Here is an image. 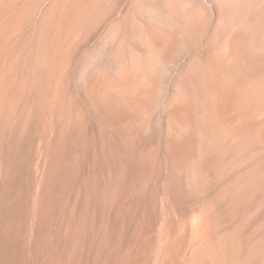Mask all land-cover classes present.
<instances>
[{"label":"rangeland","instance_id":"obj_1","mask_svg":"<svg viewBox=\"0 0 264 264\" xmlns=\"http://www.w3.org/2000/svg\"><path fill=\"white\" fill-rule=\"evenodd\" d=\"M49 1L0 0V135L19 137L22 141L11 152L14 160H4V163L14 167L11 172L16 191L14 196L22 200L27 186L24 174L26 165L32 155L40 158L39 148L44 143L40 136L51 128L48 127L49 123L56 122L61 116L71 120L70 130H67L71 131V139L70 143L68 140L65 142L67 145L58 150L60 156L65 155L61 156L63 160L60 162L64 161L62 164L69 167L72 161L74 166L71 164V177L68 176L69 179L66 178L64 182V185H69L60 188L55 185L57 188L52 186L47 189L49 192H46L45 201L48 203L41 205L36 201L37 195H40L39 187L33 191L29 205L31 209L27 207L25 210L23 204H18L13 211H8L11 208L10 198L0 202V228L12 226L13 223L16 239L5 249L0 263L264 264V65L258 54L264 51L260 40L263 34L261 26L252 25L250 35L251 48L256 49L257 52H253L259 61L254 58L253 66L250 64L249 68H243V65L238 67L240 62L237 61L235 73L229 74L237 56L232 55L231 48L223 46L229 22L217 17L216 12L224 3L229 5L230 1L201 0L205 6L203 11L209 13L199 20L205 22V39L197 43L196 30L188 27L191 30H188L190 35L185 48L173 43L177 45L161 52L156 58H151V52L149 61L143 56L146 44L152 47V36L146 31L142 32L135 37L134 47V53L139 58L136 66L139 76H123L118 86L100 76L105 47L113 45L117 39L113 31L110 33L114 34L104 35L108 22L104 20L95 27V39L91 41L94 48L87 65L90 72L96 75V81L90 82V94L84 97L74 95L73 100L69 96L64 98V110L57 114L56 106L62 100V86L65 84L58 82L52 87L53 83L48 85L40 77H35L40 80H34L31 69L22 63V57L17 52L23 46L24 37L29 41L36 40L39 20H49L47 15L41 17ZM169 1L172 9L176 10L181 5V0ZM110 2L115 4L117 0ZM201 11L200 16H204ZM56 13H51V17ZM146 16L159 30L164 32L169 28L162 15L150 11ZM48 22L51 28L56 25L51 20ZM84 28L86 32L88 26ZM239 28L236 21L234 30L238 31ZM81 33L77 32V35ZM213 34L216 35L219 49L209 52L207 40ZM101 37L106 43L99 41ZM196 51L197 56L193 55ZM36 63L41 68L47 66L40 60H36ZM105 68L111 74L117 70L114 63L106 64ZM224 70L228 72L227 75ZM217 74L221 77H216ZM228 74L234 76L236 81L237 78H246L242 85H235L236 82L230 80ZM225 75L226 79H223ZM74 82L79 86L82 84L81 87L89 85L82 71L75 74ZM29 92L31 102L24 117L16 123L20 128L11 130ZM90 97H93L95 104L107 105V118L95 117L92 111H88L93 103ZM211 98H216V102ZM80 99L84 100L83 103ZM88 112L91 116H88ZM114 113L116 116H113ZM41 124H45L44 130ZM50 130H47V136L43 134L49 141L56 131ZM80 131L83 132L79 134ZM82 136L87 140L80 143L78 141L82 140ZM74 141L81 145H73ZM73 149L75 152L80 149L76 154L82 153L76 155ZM79 155L76 164L75 159ZM5 171L1 167L0 176ZM58 194L61 200L55 202ZM23 208V211H27L24 214ZM14 217L17 219L14 220ZM59 228H62L61 234L59 232L56 236L54 233ZM54 241L57 242L52 243Z\"/></svg>","mask_w":264,"mask_h":264},{"label":"bare ground","instance_id":"obj_2","mask_svg":"<svg viewBox=\"0 0 264 264\" xmlns=\"http://www.w3.org/2000/svg\"><path fill=\"white\" fill-rule=\"evenodd\" d=\"M43 1V0H42ZM60 1V0H59ZM58 0H50L47 5L43 8V15L41 17H45L46 15L48 16V19L51 20V22H54L56 25L51 28L49 24V20L46 21L44 18L42 20L40 19L39 22L37 23V37L36 40H27V37L23 38V46L17 50V52L21 55L22 57V63L29 67L31 69V72L33 74V79L36 77H40V79H43L47 82L48 85L52 84L55 85L56 83L60 84H65L62 86V100L60 103L57 104L56 106V112L57 114H61L62 111L64 110L65 102L66 100L64 98L68 97L70 100L75 99L74 95H89L91 91V85L94 83L96 80L95 77L96 75L94 73H91L88 66L89 59L91 55L93 54V45L91 44V41L95 39L94 34V29L98 23L107 20V25L105 28V33L104 35L107 37V34H114L113 32L116 33L117 39L115 43L111 46L105 47L106 54L105 58L100 62L101 63V73L100 76H103V78L107 81H111L110 83H114V85H118L120 83V79L123 78V76H139V73L137 72L138 70L136 69V66L138 65V59L136 56L135 52V46H136V41L135 37L138 36L139 34L144 33L146 31L147 33H150L152 38V47H148V44H146V48H144L145 57L146 60L150 61V53H151V58L153 59L154 57L156 58L157 55H159L163 51H168L173 43H178L181 47L184 46L185 48V42L188 39L189 35L188 32L193 28L196 30V42L200 44L201 41H203L204 38V23L203 20L199 21L200 19L205 18V16L209 13L206 14L205 6L201 3V0H181V5L178 6V8L175 10L174 8L172 9L170 5L169 0H117L115 4L113 2H110V0H63L62 2H59ZM115 1V0H114ZM230 1L229 5H226L225 3L218 8V13L217 17L223 18L224 20L229 22V29L227 34L224 37L223 40V46L225 48H231V53L233 56H237L235 58L236 62L233 66L232 69L228 71L229 74L234 71V67L236 66L237 61L240 62V65H243V68H249L250 64L255 61H259V59H256L257 56L253 52L256 49H252L251 46V40H250V35L252 33L253 27L252 25H255L257 27L262 28L263 34H261L262 38L260 39L263 46H264V0H227ZM46 2V1H45ZM203 2V1H202ZM226 2V1H225ZM124 3V6L121 7V5ZM174 5V4H172ZM177 6V5H176ZM37 7V5H36ZM200 10L203 12L204 16H200ZM55 11L57 12L54 17H51V13L54 14ZM150 11H153L155 13H158L163 16V18L167 21V24L169 25V28L171 29L169 31V28L167 27V31L165 30L164 32L159 30L158 28L154 27L149 20L147 19V16ZM209 12V11H208ZM34 13V12H33ZM32 13V14H33ZM49 14V15H48ZM209 16V15H208ZM4 17V16H3ZM6 18V17H5ZM52 18V19H51ZM7 19V18H6ZM13 19V18H12ZM53 20V21H52ZM250 20V23L248 22ZM236 21L239 22V29L238 31H235L234 28L236 26ZM36 22V21H35ZM48 22V23H47ZM105 23V22H104ZM224 23V21H223ZM249 23V24H248ZM200 24V25H199ZM34 25V24H33ZM207 25V24H206ZM26 26V25H25ZM53 26V25H52ZM57 26V27H56ZM85 26H88L86 32H85ZM188 27H191V29H187ZM26 28V27H25ZM83 28V29H82ZM80 30H84L83 33H81ZM101 30V28L99 29ZM189 30V31H188ZM217 30V29H216ZM113 31L112 33H110ZM218 31V30H217ZM235 31V32H234ZM24 32V31H23ZM78 33H81V35H77ZM194 32V30L192 31ZM225 32V30H224ZM220 33V32H218ZM24 34V33H23ZM216 34V33H215ZM213 34L210 39L207 40V49L209 52H213L215 49H219V44H217V39L216 35ZM15 35V34H14ZM27 36V35H26ZM76 36V37H73ZM72 37L74 39H72ZM150 37V35H149ZM180 37H183L184 39H180ZM3 38V37H2ZM101 37L99 41H102ZM105 38V37H104ZM192 38V37H191ZM206 38H208L206 36ZM4 39V38H3ZM12 39V38H11ZM106 39V38H105ZM5 40V39H4ZM8 40V39H7ZM190 40V38H189ZM192 40V39H191ZM222 42V40H220ZM254 42V41H253ZM7 43V42H6ZM5 43V44H6ZM106 43V42H105ZM143 43V42H142ZM44 44V47L42 48V45ZM138 44V43H137ZM3 45V44H2ZM139 45V44H138ZM137 45V46H138ZM142 45V44H141ZM177 45V44H176ZM175 45V46H176ZM5 46V45H4ZM144 46V45H143ZM174 46V47H175ZM188 46V45H187ZM140 47V46H139ZM138 47V49H139ZM256 47V46H255ZM2 48V47H1ZM42 48V49H41ZM202 48V47H201ZM14 49V48H13ZM141 49V48H140ZM177 50V48H175ZM180 49V48H179ZM187 49V48H186ZM193 49V48H192ZM199 49V48H198ZM197 49V50H198ZM4 50V49H3ZM6 50V49H5ZM134 50V51H133ZM143 50V52H144ZM175 50V51H176ZM141 51V50H140ZM174 51V49H173ZM179 51V50H177ZM184 51V49H183ZM186 51V50H185ZM189 51V50H188ZM191 51V50H190ZM194 51V49H193ZM200 51V49L198 50ZM135 52V53H134ZM171 52V51H169ZM216 52V51H215ZM257 52V51H256ZM4 53V52H3ZM10 53V52H8ZM180 53V52H179ZM183 52L181 51V54ZM186 53V52H185ZM191 53V52H190ZM193 53V52H192ZM184 54V53H183ZM202 54V53H201ZM260 57V62L263 63L264 65V51L258 53ZM257 54V55H258ZM12 55V54H11ZM193 55H198V52L196 51L195 54ZM192 55V56H193ZM205 55V54H204ZM220 55V54H219ZM7 56V55H6ZM5 56V57H6ZM14 57V55H13ZM20 57V58H21ZM17 58V55H16ZM18 59V58H17ZM194 59V57H193ZM36 60H40L41 62L45 63L47 66L46 68H41L38 67ZM144 60V59H143ZM15 62V61H14ZM99 62V61H98ZM155 62V61H154ZM190 62V61H189ZM5 63V62H4ZM109 65L114 63L117 67L116 73L111 74L110 72H107L108 70L105 68L106 64ZM147 63V62H146ZM144 62V64H146ZM258 63V62H257ZM260 63V64H261ZM9 64V63H8ZM13 64V63H12ZM68 67H64V65ZM140 64V63H139ZM149 64V63H148ZM19 65V64H18ZM23 65V66H24ZM153 65V64H151ZM252 65V64H251ZM259 65V64H258ZM2 66V65H1ZM12 66V65H10ZM98 66V65H97ZM140 66V65H139ZM253 66V65H252ZM25 67V66H24ZM66 71L63 72V69ZM105 68V69H104ZM236 68V67H235ZM255 68V66L253 67ZM4 69V68H3ZM2 69V70H3ZM221 70V69H220ZM224 70V71H225ZM262 70V69H261ZM260 70V71H261ZM83 72L85 74V80L89 81V85H84L81 87L82 84L76 85L74 82V76L77 72ZM224 72V74L227 75L228 72ZM263 71V70H262ZM218 72V70L216 71ZM220 72V71H219ZM3 73V72H2ZM98 73V72H97ZM117 73L119 74L117 77ZM235 73V71L233 72ZM231 74L234 75L235 74ZM253 73V72H252ZM149 74V73H148ZM228 74V75H229ZM237 74V73H236ZM141 75V74H140ZM226 75L225 78L226 79ZM239 75V74H238ZM258 75V74H257ZM220 76V75H219ZM218 74L216 77H219ZM234 76H228L231 77L230 80L233 82H236V84H241L244 82L246 76L244 78H240L237 81ZM240 76V75H239ZM236 76V77H239ZM247 76H249V73H247ZM259 76V75H258ZM264 76V73H263ZM149 77V75H148ZM221 77V76H220ZM254 77V76H253ZM34 79V80H40V79ZM100 78V77H99ZM264 78V77H263ZM82 79V78H81ZM80 79V81H81ZM98 79V78H97ZM128 79V78H127ZM184 79V78H183ZM221 79V78H220ZM219 79V80H220ZM221 79V80H223ZM228 79V78H227ZM260 79V78H259ZM218 80V79H217ZM229 80V79H228ZM229 80V81H230ZM4 81V80H3ZM92 81V83H90ZM123 81V80H122ZM224 81V80H223ZM228 81V82H229ZM232 82V85H234ZM247 82V81H246ZM81 83V82H80ZM124 83V82H123ZM139 83V82H138ZM225 83V82H224ZM1 84V82H0ZM126 84V83H125ZM228 84V83H227ZM246 84V83H245ZM39 85V84H38ZM216 85V84H215ZM221 85V84H220ZM223 85V84H222ZM230 85V83H229ZM230 85V86H232ZM242 85V84H241ZM251 85V84H250ZM260 85V84H259ZM2 86V85H1ZM6 86V85H5ZM43 87V85L41 84ZM39 85V87H41ZM119 86V85H118ZM127 86V85H125ZM182 86V85H181ZM244 86V85H243ZM248 86V85H247ZM37 87V90L39 89ZM41 87V88H42ZM46 87V86H44ZM95 87V86H94ZM138 87V86H137ZM241 87V86H240ZM252 87V86H251ZM9 88V87H8ZM126 88V87H125ZM178 88V87H177ZM181 88V87H180ZM179 88V89H180ZM222 88V87H221ZM244 88V87H243ZM10 89V88H9ZM36 89V88H35ZM117 89V88H116ZM129 89V88H128ZM231 89V88H230ZM241 89V88H239ZM5 90V89H4ZM37 90H35L37 92ZM233 90V89H232ZM8 91V90H7ZM217 91V90H216ZM219 92V91H218ZM239 92V91H238ZM4 93V92H3ZM5 94V93H4ZM8 94V93H6ZM157 94V93H156ZM231 94V93H229ZM236 94V93H235ZM225 95V94H224ZM228 95V94H227ZM239 95V94H237ZM27 98L25 99V104L22 106V110L18 113L19 117L15 122L13 123V126L11 130L17 131L20 127L16 124L17 121L20 122V119L24 117V114L26 112V108L28 104H30V92L25 95ZM115 96V95H112ZM222 95H220L221 98ZM230 96V95H229ZM247 96V95H245ZM10 97V96H9ZM84 97V96H83ZM212 97V96H211ZM228 97V96H227ZM2 98V97H1ZM0 98V99H1ZM91 98V97H90ZM93 98V97H92ZM92 98L90 99L92 101ZM139 98V97H138ZM148 98V97H147ZM5 99V98H3ZM78 99V98H77ZM89 99V97H88ZM109 99V98H108ZM112 99V98H111ZM110 99V100H111ZM145 99V98H144ZM213 99V98H211ZM216 99V98H214ZM213 99V101H215ZM223 99V98H222ZM230 99V97H229ZM238 99V98H237ZM86 100V99H85ZM119 100V99H118ZM188 100V99H187ZM5 101V100H4ZM77 101V100H76ZM81 101V99H80ZM83 99L81 103H83ZM89 101V100H88ZM94 101V100H93ZM92 101V102H93ZM185 101V99H184ZM221 101V100H220ZM239 101V100H238ZM114 102V101H113ZM132 102V101H131ZM143 102V101H142ZM216 102V101H215ZM219 102V101H218ZM232 102V101H231ZM4 104V102H2ZM6 103V102H5ZM80 103V104H81ZM85 103V102H84ZM111 103V102H110ZM233 103V102H232ZM89 104V103H88ZM116 104V103H115ZM135 104V102H134ZM19 103L16 104L18 106ZM71 105V104H70ZM69 105V106H70ZM114 105V104H113ZM112 105V106H113ZM186 105V104H185ZM75 106V105H74ZM90 108H88V111H92L96 116L95 117H104L107 118V113L106 111L108 110L107 105H100V104H95L94 102L92 103V106L89 105ZM184 106V105H183ZM195 106V105H194ZM222 106V105H221ZM140 107V106H139ZM138 107V108H139ZM144 107V106H143ZM215 107V106H214ZM233 107V106H231ZM116 109V107H114ZM189 108V107H188ZM111 109V108H110ZM114 109V110H115ZM169 109V108H168ZM190 109V108H189ZM219 109V108H218ZM233 109V108H232ZM81 110V108H80ZM85 110V109H84ZM170 110V109H169ZM185 110V109H184ZM187 110V109H186ZM194 110V109H192ZM235 110V109H234ZM113 111V110H112ZM111 111V112H112ZM175 112V110H173ZM179 111V110H178ZM188 111V110H187ZM218 111V110H217ZM240 111V110H239ZM242 111V110H241ZM110 112V113H111ZM171 112V111H170ZM246 112V111H244ZM17 113V111H15ZM92 113V114H93ZM189 113V112H186ZM80 114V113H79ZM78 114V115H79ZM88 116L90 115V112H88ZM179 114V113H178ZM193 114V113H192ZM216 114V113H215ZM115 113L113 114V116ZM118 115V113H117ZM174 115V114H173ZM177 115V113H176ZM70 116V115H68ZM94 116V115H93ZM116 116V115H115ZM189 116V115H188ZM101 117V118H102ZM111 117V116H110ZM191 117V116H190ZM67 118V117H66ZM87 118V117H86ZM90 117H88L89 119ZM113 118V117H112ZM116 117H114L115 119ZM169 118V117H168ZM223 118V117H222ZM225 118V116H224ZM190 119V118H189ZM220 119V118H219ZM232 119V118H231ZM109 120V119H108ZM125 120V119H124ZM39 121V120H38ZM70 119H64L61 116H58L57 121L48 124V127L50 126L52 129H55L54 131V138L52 136L51 140L49 141L47 139V130H50L49 128L46 129L44 132L45 135L40 136L41 142L44 141L43 146L40 145L41 148H39V153H40V158H34V155L30 157L29 162L26 165V169L24 171V174L26 176V193L23 197L22 200H19L18 197H15L14 195L16 194L15 191V184L14 181L12 180V174L11 172L13 171L14 167L11 165H7L4 163V160L6 161H11L14 160V158H11V152L15 151L16 148L22 143L21 138L19 137H10V136H1L0 135V169L2 167V170H6L5 174L0 176V202L4 199H9V203L11 204V208L8 211H13L18 204H23L25 210L29 205H31L30 200L32 199V194L33 191L36 187L40 188V195H37L36 201L43 204V202H46L47 200V194L46 193L48 190L52 188V186L57 185V187H64V182L65 179L71 176L73 171L71 169L70 171V166L68 165L65 166L62 164L64 161H61V156L58 153L59 148H63V146L67 145L65 142L71 139V131H67L68 129L70 130ZM74 121V120H73ZM106 121V120H105ZM104 121V123H105ZM118 121V120H117ZM116 121V122H117ZM134 121V120H133ZM132 121V122H133ZM209 121V120H208ZM211 122V121H210ZM222 122V121H221ZM42 123V122H41ZM74 123V122H73ZM77 123V122H76ZM84 122L80 123L83 124ZM110 123V122H108ZM107 123V124H108ZM118 123V122H117ZM130 123V122H129ZM46 124V125H47ZM112 124V122H111ZM110 124V125H111ZM122 124V123H121ZM127 124V123H126ZM136 124V123H135ZM229 124V123H228ZM44 125V127L42 126ZM85 125V124H84ZM109 125V126H110ZM125 125V123H124ZM220 125V124H219ZM41 128H45V124H41ZM104 126V125H103ZM131 126V125H130ZM129 126V127H130ZM86 127V126H85ZM108 127V126H107ZM128 127V126H127ZM74 128V127H73ZM87 128V127H86ZM85 128V129H86ZM120 128V127H119ZM126 128V126L124 127ZM82 129V128H81ZM88 129V128H87ZM91 129V128H90ZM106 129V128H105ZM137 129V128H135ZM3 130V127H1V131ZM93 130V129H92ZM115 130V129H114ZM140 131V129L138 128ZM73 131V130H72ZM77 131V130H76ZM118 131V130H117ZM129 131V130H128ZM52 132V133H53ZM75 132V131H73ZM72 132V133H73ZM83 132L80 131L79 134ZM86 132V130H85ZM88 132V131H87ZM115 132V131H114ZM51 133V130H50ZM76 134V133H75ZM74 134V135H75ZM84 134V133H83ZM91 134V133H90ZM107 134V133H105ZM121 134V133H120ZM129 134V133H128ZM53 135V134H52ZM78 135V134H77ZM85 135V134H84ZM79 136V135H78ZM106 136V135H105ZM117 136V135H116ZM89 137V135H87ZM122 137V136H121ZM127 137V136H126ZM76 138V137H75ZM82 141H86V137H80ZM123 138V137H122ZM153 138V137H152ZM47 139V140H46ZM50 139V138H49ZM79 139V138H78ZM89 139V138H88ZM102 139V138H101ZM105 139V138H104ZM111 139V137H110ZM116 139V138H115ZM125 139V138H124ZM123 139V140H124ZM164 139V138H163ZM172 139V138H171ZM46 140V141H45ZM73 141V140H72ZM172 141V140H171ZM177 141V140H176ZM78 142H73L77 143L78 145L80 143ZM104 142V141H103ZM106 142V141H105ZM116 142V141H115ZM165 142V141H164ZM87 143V142H86ZM123 143V142H121ZM170 143V142H169ZM42 144V143H41ZM65 144V145H64ZM85 144V142H84ZM83 144V145H84ZM94 144V143H93ZM163 144V143H162ZM77 145V148H79ZM81 145V144H80ZM88 145V144H86ZM84 145V146H86ZM103 145H106L105 143ZM119 145V144H118ZM183 145V144H182ZM76 146V144H75ZM94 146V145H93ZM101 146V145H100ZM99 146V147H100ZM109 146V144H108ZM90 147V146H89ZM111 147V146H110ZM113 147V146H112ZM67 148V146H66ZM69 148V147H68ZM72 148V147H70ZM86 148V147H85ZM88 148V147H87ZM105 148V147H104ZM122 148V147H121ZM120 148V149H121ZM176 148V147H175ZM7 149V150H5ZM81 149V147H80ZM79 149V150H80ZM125 149V148H124ZM129 149V148H128ZM133 149V148H132ZM170 149V148H169ZM168 149V150H169ZM177 149V148H176ZM70 150V149H69ZM67 150V152L69 151ZM75 149H73V153ZM79 150H76L75 154L79 152ZM82 150V149H81ZM84 150V149H83ZM87 150V149H86ZM99 150V149H98ZM118 150V149H117ZM172 150V149H171ZM62 151V149H61ZM116 151V150H115ZM164 152V151H163ZM70 153H72L70 151ZM69 153V154H70ZM82 153V152H80ZM78 153V154H80ZM84 153V152H83ZM87 153V152H86ZM66 154V152H65ZM76 154V155H78ZM113 154V152H112ZM68 155V154H67ZM97 155V154H96ZM108 155V154H107ZM114 155V154H113ZM73 158V155H71ZM71 156L69 158H71ZM85 156V155H84ZM83 156V157H84ZM94 156V155H93ZM170 156V154L168 155ZM62 157H65L62 156ZM103 157V156H101ZM100 157V158H101ZM85 158V157H84ZM129 158V157H128ZM150 158V157H149ZM66 160L68 158H65ZM80 159L79 158L75 159L76 160ZM96 159V158H95ZM63 160V159H62ZM73 160V159H71ZM107 160V159H106ZM68 161V160H67ZM82 161V160H81ZM87 161V160H86ZM132 161V160H131ZM93 162V161H92ZM104 162V161H103ZM106 162V161H105ZM34 163V165H33ZM65 163V162H64ZM70 163V162H68ZM77 164V163H76ZM82 164V163H81ZM99 164V163H98ZM73 165V164H72ZM83 165V164H82ZM80 165V166H82ZM85 165V163H84ZM83 165V166H84ZM74 166V165H73ZM72 166V167H73ZM145 166V165H144ZM71 167V168H72ZM76 167V166H75ZM74 168V167H73ZM75 171V169H74ZM85 172V171H84ZM76 173V172H75ZM73 173V174H75ZM86 174V173H85ZM39 175H41V178H39ZM67 176V177H66ZM69 176V177H68ZM81 176V174H80ZM74 178H76L74 176ZM73 178V179H74ZM39 179V180H38ZM80 180V178H79ZM68 181V180H66ZM76 181V180H75ZM81 181V180H80ZM82 182V181H81ZM76 183V182H74ZM80 183V182H79ZM64 185V186H63ZM69 185V184H67ZM74 185V184H73ZM80 185V184H79ZM56 186L54 188H57ZM59 187V188H60ZM66 187V186H65ZM76 187V186H75ZM74 188V187H73ZM81 188V187H80ZM84 188V187H83ZM82 188V189H83ZM71 189V188H70ZM59 190V189H57ZM107 190V189H106ZM51 191V190H50ZM53 191V190H52ZM73 191V190H72ZM78 191V190H76ZM109 191V190H108ZM118 191V190H117ZM49 192V191H48ZM80 192V191H79ZM85 192V191H84ZM114 192V191H113ZM46 193V194H45ZM61 193V192H60ZM107 193V191H106ZM116 193V192H115ZM71 194V193H70ZM78 194V193H77ZM101 194V193H100ZM104 194V193H103ZM65 195V193H64ZM64 195H62L64 197ZM113 195V194H112ZM35 196V195H34ZM50 196V195H49ZM59 196L56 195V197ZM70 196V195H69ZM79 196V195H78ZM84 196V194H83ZM55 197V198H56ZM61 197V196H60ZM61 197V198H63ZM108 197V195H106ZM105 197V198H106ZM124 197V196H123ZM54 198V199H55ZM72 198V197H71ZM83 198V197H82ZM104 198V199H105ZM116 198V197H115ZM81 199V197H80ZM110 199V198H109ZM117 199V198H116ZM61 199L57 197L56 201H60ZM135 200V199H134ZM32 201V200H31ZM51 201V200H50ZM54 201V200H53ZM72 201V200H71ZM77 201V200H76ZM111 201V200H109ZM79 202V200H78ZM104 202V201H102ZM108 202V201H107ZM112 202V201H111ZM48 203V201L46 202ZM135 203V202H134ZM58 204V203H57ZM69 205V204H68ZM81 205V203H80ZM71 206V204H70ZM32 207V206H31ZM74 207V206H73ZM22 209V211L24 210ZM69 208V207H68ZM26 213L27 211H23ZM75 212V211H73ZM22 213V212H21ZM68 213V211H67ZM76 215V214H75ZM63 216V215H62ZM73 218V217H72ZM17 217H14V220H16ZM67 220V219H66ZM70 220V219H69ZM44 223V222H43ZM78 223V222H77ZM64 224V223H63ZM13 226V223L11 224ZM46 225V224H45ZM49 225V224H47ZM58 226V223L56 224ZM70 225V224H69ZM10 225H5L4 227L0 228V262H2L3 256L5 249L8 246H11L13 244V241L15 238L13 235L14 234V228ZM54 226V225H53ZM61 227V224L59 225ZM58 226V227H59ZM63 226V225H62ZM71 226V225H70ZM45 228V227H44ZM43 228V229H44ZM48 228V227H46ZM57 228V227H56ZM64 228V226H63ZM73 228V227H72ZM60 229V228H59ZM55 232V230H52L56 236L61 234V229L59 231ZM40 230V229H38ZM44 231V230H43ZM46 231V230H45ZM48 231V230H47ZM51 231V230H49ZM51 231V232H52ZM102 231V230H101ZM39 232V231H37ZM41 232V231H40ZM45 233V232H44ZM47 233V232H46ZM74 233V232H73ZM52 234V233H51ZM45 235V234H44ZM43 235V238H44ZM47 235V234H46ZM69 235V234H68ZM67 235V236H68ZM35 235H33L34 237ZM54 237V236H53ZM60 237V236H58ZM66 237V236H65ZM42 239V238H40ZM57 239V237H56ZM60 239V238H59ZM69 239V238H68ZM16 240V239H15ZM20 240V239H19ZM38 240V239H37ZM63 240V239H62ZM44 239L42 240V242ZM59 241V240H57ZM57 241H54L52 243H55ZM25 242V241H24ZM67 242V240H66ZM44 243V242H43ZM62 243V242H61ZM46 244V243H45ZM71 244V243H70ZM17 245V243H16ZM15 245V246H16ZM33 245V244H32ZM35 245V244H34ZM51 245V244H50ZM22 246V245H21ZM47 246V245H46ZM53 246V245H52ZM59 246V245H58ZM62 247V246H61ZM15 248V247H14ZM27 248V247H25ZM31 248V247H30ZM51 248V247H49ZM32 249V248H31ZM60 249V248H59ZM69 249V248H68ZM18 251V250H17ZM57 251V250H56ZM60 251V250H59ZM46 252V250H45ZM48 252V251H47ZM53 252V251H52ZM55 252V251H54ZM31 253V251H30ZM50 253V252H49ZM9 254V253H8ZM12 254V253H11ZM18 254V253H17ZM68 254V252H67ZM53 256V255H52ZM55 256V255H54ZM64 257V256H63ZM66 257V256H65ZM128 258V257H127ZM41 260V259H40ZM35 261V260H34ZM124 261V260H123ZM37 262V261H36ZM45 262V261H44ZM72 262V261H70ZM126 262V261H125ZM180 262V261H179ZM10 263V262H9ZM8 263V264H9ZM40 263V262H39ZM1 264V263H0ZM180 264V263H179ZM195 264V263H194Z\"/></svg>","mask_w":264,"mask_h":264}]
</instances>
